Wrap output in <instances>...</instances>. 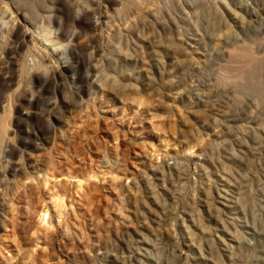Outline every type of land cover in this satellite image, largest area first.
I'll return each instance as SVG.
<instances>
[{
  "label": "rangeland",
  "instance_id": "obj_1",
  "mask_svg": "<svg viewBox=\"0 0 264 264\" xmlns=\"http://www.w3.org/2000/svg\"><path fill=\"white\" fill-rule=\"evenodd\" d=\"M0 264H264V0H0Z\"/></svg>",
  "mask_w": 264,
  "mask_h": 264
},
{
  "label": "bare ground",
  "instance_id": "obj_2",
  "mask_svg": "<svg viewBox=\"0 0 264 264\" xmlns=\"http://www.w3.org/2000/svg\"><path fill=\"white\" fill-rule=\"evenodd\" d=\"M88 15H89V17H88V19H89V24L90 25H92V26H95L96 24H97V21H98V19H99V17L97 16V12H94V11H90L89 13H88ZM66 37L67 38H71L72 37V34H67L66 35ZM243 52H245V51H243ZM243 57L245 58V59H247V58H249V55L247 54V53H244L243 54ZM33 61V63L35 64L36 63V60H32ZM46 70H48V68L49 67H47L46 65H44L43 66ZM60 213H58V215H59ZM43 215V214H42ZM135 251H137L138 253H140V251H139V249H135ZM131 253L133 252V250L132 251H130Z\"/></svg>",
  "mask_w": 264,
  "mask_h": 264
}]
</instances>
